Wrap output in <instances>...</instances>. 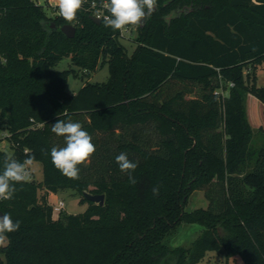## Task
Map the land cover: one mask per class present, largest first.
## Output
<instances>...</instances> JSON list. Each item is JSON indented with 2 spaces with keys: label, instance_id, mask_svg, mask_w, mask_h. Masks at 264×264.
I'll return each instance as SVG.
<instances>
[{
  "label": "trees",
  "instance_id": "obj_1",
  "mask_svg": "<svg viewBox=\"0 0 264 264\" xmlns=\"http://www.w3.org/2000/svg\"><path fill=\"white\" fill-rule=\"evenodd\" d=\"M92 1L108 0H87L66 22L57 5L49 15L38 0H0V172L6 156L34 155L44 174L0 200L21 222L0 241V264H201L213 249L264 264V141L246 110L249 92L264 102L254 73L264 59V0H157L131 26L132 48L93 19ZM64 24L76 26L73 37ZM65 57L70 66L59 69ZM104 64L107 80L67 90L71 71ZM58 119L81 123L96 147L77 180L51 162V148L64 146L51 131ZM120 153L138 162L134 186ZM60 188L88 207L56 212L48 194ZM196 189L207 205L187 210ZM84 191L105 194L104 204ZM184 223L202 229L189 245L172 244Z\"/></svg>",
  "mask_w": 264,
  "mask_h": 264
},
{
  "label": "clouds",
  "instance_id": "obj_2",
  "mask_svg": "<svg viewBox=\"0 0 264 264\" xmlns=\"http://www.w3.org/2000/svg\"><path fill=\"white\" fill-rule=\"evenodd\" d=\"M86 2L87 0H56V5L59 15L66 22H76L78 10ZM156 4L157 0H108V15L103 17L102 22L113 31H123L128 26H139L155 10ZM51 131L64 139L63 147L54 146L50 150L53 166L66 178L79 179L78 165L84 164L96 151L91 135L84 130L81 123L71 119H58L52 125ZM35 159V156L31 155L20 162L12 156L5 157L3 171L0 172V200H11L17 191L16 184L31 180L30 168ZM115 160L119 170L127 175L128 183L134 186L137 183L134 173L138 162L130 160L126 153H120ZM159 191V186L152 189L153 195L158 196ZM20 223L19 220L14 221L7 213L0 216V241L6 239L7 234L18 231Z\"/></svg>",
  "mask_w": 264,
  "mask_h": 264
},
{
  "label": "rangeland",
  "instance_id": "obj_3",
  "mask_svg": "<svg viewBox=\"0 0 264 264\" xmlns=\"http://www.w3.org/2000/svg\"><path fill=\"white\" fill-rule=\"evenodd\" d=\"M45 6V9L49 15L55 14L56 0H38ZM168 20H171V16H168ZM137 36V30L133 29L131 32H125L122 42L132 48L134 45V39ZM71 59L65 57L58 65L59 69H65L70 66ZM254 73L256 75L255 83L258 86L264 85V59L257 62ZM109 68L108 64L101 65L95 70L80 72L75 74L71 71L68 78L67 90L69 92H77L83 84L86 82H103L108 79ZM224 93L227 94L228 86L224 88ZM194 95L187 92L185 94L186 99H190ZM246 110L248 119L255 131L256 141L260 145L264 141V131L261 128L264 126V102L255 94L249 92L246 96ZM1 147L8 153L12 152V144L10 139L4 138L1 142ZM89 160L85 162L87 167ZM31 179L40 181L43 179V163L42 161L35 160L34 164L30 168ZM45 189L41 187L39 189V195L44 194ZM64 200L65 206L60 214L66 213H79L83 212L89 202L82 200V194L73 188H60L56 192H49L48 200L51 204H55L59 199ZM207 199L203 190L196 189L191 194L187 207V210H192L201 206L207 205ZM202 227L196 224L184 223L180 230L171 238L172 244L189 245L193 238L201 231ZM201 264H246L241 254H227L225 250H208L204 258L201 260Z\"/></svg>",
  "mask_w": 264,
  "mask_h": 264
},
{
  "label": "built area",
  "instance_id": "obj_4",
  "mask_svg": "<svg viewBox=\"0 0 264 264\" xmlns=\"http://www.w3.org/2000/svg\"><path fill=\"white\" fill-rule=\"evenodd\" d=\"M107 5H108V1H104L102 3H99L97 1H92L91 4H90L91 10H92V16L99 17L101 20H103V17L105 15H108V13H107ZM133 29H134L133 27L128 26V27H126L125 30L121 31V34L124 37V33L125 32H131ZM232 85H234V83L230 82L229 86H232ZM223 90H224V88L222 87L221 91L224 93ZM52 205H53V208H54V210L56 212H60L61 209L64 208L65 203H64V200H62L60 198L57 203L52 204Z\"/></svg>",
  "mask_w": 264,
  "mask_h": 264
},
{
  "label": "water",
  "instance_id": "obj_5",
  "mask_svg": "<svg viewBox=\"0 0 264 264\" xmlns=\"http://www.w3.org/2000/svg\"><path fill=\"white\" fill-rule=\"evenodd\" d=\"M94 20L101 22V19L99 17L92 16ZM55 26V23L52 24ZM60 29L66 33L67 36L73 37L76 32V26L73 24H64L60 27ZM83 195L88 198L89 200H93L96 202H99L100 204H104L105 201V194L103 193H91L89 191H84ZM4 213L0 210V216H2Z\"/></svg>",
  "mask_w": 264,
  "mask_h": 264
},
{
  "label": "crops",
  "instance_id": "obj_6",
  "mask_svg": "<svg viewBox=\"0 0 264 264\" xmlns=\"http://www.w3.org/2000/svg\"><path fill=\"white\" fill-rule=\"evenodd\" d=\"M49 195V194H48Z\"/></svg>",
  "mask_w": 264,
  "mask_h": 264
}]
</instances>
